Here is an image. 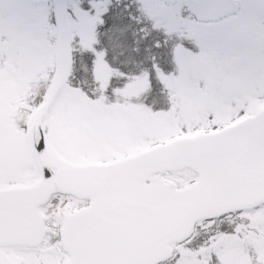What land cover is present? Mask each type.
Returning <instances> with one entry per match:
<instances>
[{"label": "rangeland", "instance_id": "rangeland-1", "mask_svg": "<svg viewBox=\"0 0 264 264\" xmlns=\"http://www.w3.org/2000/svg\"><path fill=\"white\" fill-rule=\"evenodd\" d=\"M177 2L179 12L173 20L146 14V23L151 27L148 17L152 18L153 26L163 28L159 33H176L177 41L185 39L191 45L188 48L195 44L198 54L178 46L174 49L175 71L171 72V63L167 70H155L159 66L149 64L151 73L142 66L133 73L131 84L119 76L113 84L119 100L114 102L92 99L80 86L65 84L43 126L45 141L55 157L70 163L109 162L176 137L217 131L264 107V59L249 54V38L264 28V0H243L244 9L236 19L212 25L194 23L183 9V0ZM8 7V0H0V12H7ZM69 8L67 17L76 18L78 10ZM47 9L46 22L41 21L45 31L0 22V188L28 185L40 178L29 123L51 81L50 53L57 45L52 0H47ZM232 25L235 28L230 31ZM91 40L89 34L74 31L68 42L72 51L78 45L90 49ZM115 64L126 65L125 61ZM113 73L120 75L107 63L98 64L87 81L101 92ZM37 75L40 79L32 88L30 83ZM93 79L100 81L99 87L91 83ZM29 92L31 96L26 98ZM155 95L161 102H155ZM19 108L28 111L22 127L15 118ZM173 171L168 170L167 175L171 177ZM176 183L182 187L183 180ZM65 197L71 201V215L85 201L89 204L83 197ZM231 218L238 221L234 232L211 233L199 253L174 245L177 256L170 264H206L213 258L216 264H264V204L224 219ZM216 224V220H208L196 226L204 230ZM49 236L60 239V230L46 222L40 246H11L3 252L17 264H63L68 254L57 243L51 244ZM246 247L253 253L250 262Z\"/></svg>", "mask_w": 264, "mask_h": 264}, {"label": "water", "instance_id": "water-1", "mask_svg": "<svg viewBox=\"0 0 264 264\" xmlns=\"http://www.w3.org/2000/svg\"><path fill=\"white\" fill-rule=\"evenodd\" d=\"M55 8L61 56L43 103L31 123V141L41 179L29 186L0 189V247L34 246L42 230L37 206L54 188L94 196L65 233L71 258L65 264H156L168 244L186 239L198 220L254 207L264 201V108L219 132L181 138L107 164L70 165L48 150L44 119L67 79L70 57L63 37L65 10ZM195 19L214 21L237 10L234 0H185ZM43 140L44 148L37 145ZM191 163L199 181L182 196L149 190L141 176L164 166ZM0 264H14L0 253Z\"/></svg>", "mask_w": 264, "mask_h": 264}, {"label": "snow or ice", "instance_id": "snow-or-ice-1", "mask_svg": "<svg viewBox=\"0 0 264 264\" xmlns=\"http://www.w3.org/2000/svg\"><path fill=\"white\" fill-rule=\"evenodd\" d=\"M8 3L7 12H0V22L7 21L12 27H35L45 31L41 21L46 22L47 0H8ZM55 3L60 10L71 7L79 12L76 18L67 17L68 23L63 28L65 40H69L74 31L92 37L91 48L81 52L79 60L74 58L72 61L70 79L82 78V83L95 72L96 65L107 63L113 67L115 61H124L130 54L135 56L138 64H143L145 59L155 64L153 48L159 49L164 45L158 38L154 42L150 40L153 32L146 23V14L171 21L179 12L177 0H55ZM50 56L52 72L55 73L61 56L59 44L53 46ZM120 79L131 84L134 77L123 72ZM111 80L115 82L117 78L112 77ZM91 83L97 87L100 85L96 79ZM37 148H44L43 140Z\"/></svg>", "mask_w": 264, "mask_h": 264}, {"label": "trees", "instance_id": "trees-1", "mask_svg": "<svg viewBox=\"0 0 264 264\" xmlns=\"http://www.w3.org/2000/svg\"><path fill=\"white\" fill-rule=\"evenodd\" d=\"M157 38L160 40V42L164 46L159 48V49L153 48L154 54L156 56V63L155 64L159 66V67L155 68V70L158 68L163 69V70H167L168 68H166V66L168 65V67H169L170 50H171V46H172L173 42L171 39L165 38L161 34V32L159 33V30L154 31V39L156 40ZM86 50H87L86 48H83L80 45H78L77 47L72 49V51H71L72 52V60L74 58L76 60H79L80 53L84 52ZM124 61H125L126 65H122V66L116 65L114 62V66L111 67V69L112 70L114 68L118 69L120 71V73H119L120 75L114 76L115 73L111 74L109 76V78L106 80L105 87L103 88V91H101V92L98 91L99 89H94L93 86L88 83V81H85L82 83V78H78V79H70L69 78V83L72 86H76V85L80 86L83 89V91H85L87 93V95L89 97H91L92 99H97V98L104 99L105 102H107V103L117 101L119 99H117L118 97H116L113 93L114 82L111 80L112 77H116L118 80L119 76H122L121 70H123V72H128L132 75L134 72H135L134 74H137L140 69H143V67H148L150 69V73H151V71H152L151 67L154 66V64L147 62L146 59H145V62L143 64L136 63L135 56L131 55V54L126 56ZM126 61H130V62H126ZM149 64H151L152 66H149ZM77 66H79V65H77ZM90 67H91V65H90ZM90 77H93V74H91L88 78H90ZM117 80L115 82H118ZM216 222H217V224L214 225V227L209 228V229L199 230L200 227L196 226L195 229L193 230L190 238L183 241L182 245L189 250H193V251L198 250V249L202 248L203 246H205L210 241L211 233H213V232H215V233L234 232V229L238 224L237 219H232V218L229 220H225L224 218H219V219H216ZM51 242H53V239L51 240Z\"/></svg>", "mask_w": 264, "mask_h": 264}, {"label": "bare ground", "instance_id": "bare-ground-1", "mask_svg": "<svg viewBox=\"0 0 264 264\" xmlns=\"http://www.w3.org/2000/svg\"><path fill=\"white\" fill-rule=\"evenodd\" d=\"M196 172L197 170L192 165L182 164L180 167L174 169L171 177L167 175V170L161 169L149 175H144L143 179L149 190L151 189L159 193L168 194L170 198H178L182 196L183 191H179L175 179L184 176L183 178L188 181L195 177ZM194 187H196V184ZM65 196L66 195L60 198V193L55 189L49 197V200L39 206V213L43 221L45 223L48 222L52 227L59 228L61 236H63L71 226L76 214V212L72 215L68 213V204L71 201ZM58 245L62 247L61 241L58 242Z\"/></svg>", "mask_w": 264, "mask_h": 264}, {"label": "flooded vegetation", "instance_id": "flooded-vegetation-1", "mask_svg": "<svg viewBox=\"0 0 264 264\" xmlns=\"http://www.w3.org/2000/svg\"><path fill=\"white\" fill-rule=\"evenodd\" d=\"M244 8H242V9H240L239 10V12L238 13H236V14H233V15H231V16H229L228 18H225V19H223V20H221V21H219V22H222V21H226L227 19H236L237 18V16H239L240 15V13H241V11L243 10ZM235 28V26L234 25H232L231 27H230V31H233V29ZM262 29H260V30H258L257 31V33H253L252 34V36H251V38H249V40H250V42H249V44L251 45L250 47H251V51H250V55H253L254 54V56H252L253 58H258V59H264V54H262V53H259L258 52V50L256 49V48H254V46H253V38L255 37V36H257L258 35V33L261 31ZM194 37H190V38H188L189 40H192ZM184 42H186L187 43V41H184ZM212 65L211 64H208V71H211L212 70ZM262 80L261 81H264V77L263 78H261ZM257 82V81H256ZM258 83V82H257ZM237 87H240V85L238 84L237 85Z\"/></svg>", "mask_w": 264, "mask_h": 264}]
</instances>
